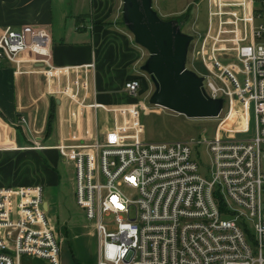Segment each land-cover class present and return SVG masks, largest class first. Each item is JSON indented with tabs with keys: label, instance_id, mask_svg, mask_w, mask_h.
<instances>
[{
	"label": "built area",
	"instance_id": "built-area-1",
	"mask_svg": "<svg viewBox=\"0 0 264 264\" xmlns=\"http://www.w3.org/2000/svg\"><path fill=\"white\" fill-rule=\"evenodd\" d=\"M204 1L206 29L191 43L202 71L194 73L209 99L223 100L216 119L224 109L227 115L205 141L212 168L203 178L190 157V146L203 142L144 141L138 115L143 104L84 106L87 84L70 83L68 69L52 67L47 32H0V62L17 70L39 65L48 79L65 73L54 95L120 118L100 136L53 148L73 165L74 202L93 221L97 264H264V0ZM25 53L32 59L19 60ZM123 87L129 97L141 88L135 79ZM235 110L239 114L229 121ZM249 116L253 133L247 137ZM234 120H243L244 129L231 125ZM59 255L42 187H0V264H21L23 258L60 264Z\"/></svg>",
	"mask_w": 264,
	"mask_h": 264
},
{
	"label": "crops",
	"instance_id": "crops-1",
	"mask_svg": "<svg viewBox=\"0 0 264 264\" xmlns=\"http://www.w3.org/2000/svg\"><path fill=\"white\" fill-rule=\"evenodd\" d=\"M121 8L122 0H0V32L43 29L50 35L52 67L68 69L70 83L87 84L84 106H128L137 103L125 93V82L139 79L141 97L151 89L146 94L149 77L139 71L145 50L133 43L123 26ZM30 59L29 53L19 56L24 62ZM86 65L93 67L85 70ZM73 68L80 70L74 74ZM40 69L25 63L17 70L13 63L0 62V187L58 186L60 156L54 146L100 136L117 122L101 109L78 108L54 95L55 88L65 84L66 74L48 79ZM78 95L81 99L84 92ZM51 100L54 120L48 130ZM44 204L48 213V201ZM52 223L60 251L66 248L72 253L67 228ZM72 257V262H65L59 255V263L81 264ZM21 264L47 263L23 258Z\"/></svg>",
	"mask_w": 264,
	"mask_h": 264
},
{
	"label": "rangeland",
	"instance_id": "rangeland-1",
	"mask_svg": "<svg viewBox=\"0 0 264 264\" xmlns=\"http://www.w3.org/2000/svg\"><path fill=\"white\" fill-rule=\"evenodd\" d=\"M152 9L162 20L169 21V19H174L176 21L179 19V27L181 28L182 33L194 37L193 41H196L198 36L205 32L207 12L206 2L204 0H153ZM186 15L188 17L183 18ZM182 18L183 20H181ZM256 23H259V21H256ZM196 46L195 43L190 45L188 49V59L185 66L186 69L193 72H199V68L197 64L193 62L192 56L194 50H196ZM144 56L146 57L145 59L148 58L145 51ZM142 74L146 75L144 72H142ZM151 86L148 82L146 94L148 93V89L151 90L146 97H141L139 93L135 97H130L131 101L134 103L144 105L143 108L138 110L139 123L144 130V141L154 143H173V141L183 143H187L188 141L203 142L204 144L200 146H190V157L192 161L196 162L200 176L202 178L207 177L211 173L212 156H210L208 152L205 141L211 139L215 135L216 130L219 128V124L225 120L227 115L226 109L223 110V114L219 119H187L160 107L150 106L147 100L154 91L153 86ZM141 89L142 87L140 90ZM235 114H239V112L237 110L233 111L229 116V121L234 118ZM117 120L120 121V118L117 117ZM230 124L234 125L235 128L238 127L239 131L243 130L245 127L243 120L242 122L234 120L231 121ZM248 126L251 130L247 137H250L253 133L250 116L248 118ZM56 171L60 176L58 186L51 187L44 184L42 191L43 200H47L50 207L47 213V218L50 219L53 228L55 229V224L52 223V220L57 223L58 229L65 226L68 233H70L69 246L72 249V253L66 248H61L62 251H60V258L62 257L65 262H72V256H74V258H76L81 264H91V261L95 264L97 262L96 256L99 248L97 246V239L91 232L93 221L86 220L83 212L74 202L73 165L63 161V159L59 157L57 160ZM51 198H53V203H51ZM227 204L231 210L238 209L230 202H227ZM251 226L252 223L247 221L246 227L250 232H252Z\"/></svg>",
	"mask_w": 264,
	"mask_h": 264
},
{
	"label": "water",
	"instance_id": "water-1",
	"mask_svg": "<svg viewBox=\"0 0 264 264\" xmlns=\"http://www.w3.org/2000/svg\"><path fill=\"white\" fill-rule=\"evenodd\" d=\"M152 3L153 0H122L121 8L123 26L132 35L133 43L147 53L139 71L149 77L154 87L148 104L187 119L214 120L223 100L209 99L202 77L185 67L194 38L183 34L174 19L162 20L153 11Z\"/></svg>",
	"mask_w": 264,
	"mask_h": 264
},
{
	"label": "trees",
	"instance_id": "trees-1",
	"mask_svg": "<svg viewBox=\"0 0 264 264\" xmlns=\"http://www.w3.org/2000/svg\"><path fill=\"white\" fill-rule=\"evenodd\" d=\"M186 17H188V16L186 15L183 18H186ZM183 18L181 20H183ZM176 23H177L178 26H180V20L179 19L176 20ZM199 70L202 71L200 68H199ZM132 79H134V78H132ZM135 80L139 81V79H137V78ZM139 83H140V81H139ZM50 104H51V109H50V114H49V117H48L49 118V120H48V130L51 127V124L53 123V120H54V107H55V104L53 103V100H51Z\"/></svg>",
	"mask_w": 264,
	"mask_h": 264
},
{
	"label": "snow or ice",
	"instance_id": "snow-or-ice-1",
	"mask_svg": "<svg viewBox=\"0 0 264 264\" xmlns=\"http://www.w3.org/2000/svg\"><path fill=\"white\" fill-rule=\"evenodd\" d=\"M133 182H134V178H133ZM112 201H113L114 204H116V198L115 197L112 198ZM117 206L119 207L118 204H117Z\"/></svg>",
	"mask_w": 264,
	"mask_h": 264
}]
</instances>
